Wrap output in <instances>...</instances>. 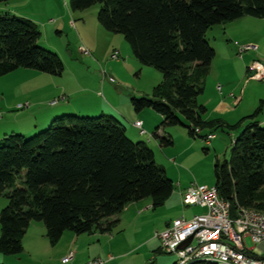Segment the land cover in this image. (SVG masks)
Listing matches in <instances>:
<instances>
[{
	"label": "trees",
	"instance_id": "1",
	"mask_svg": "<svg viewBox=\"0 0 264 264\" xmlns=\"http://www.w3.org/2000/svg\"><path fill=\"white\" fill-rule=\"evenodd\" d=\"M9 0H0V4ZM70 11L99 5L97 22L130 46L133 58L161 75L150 97L132 96L135 112L161 115L154 137L160 147L173 146L160 129L180 126L189 137L203 139L216 129L238 131L230 159L214 164L215 188L232 213L238 208L264 212V125L262 104L236 124L204 121L197 99L216 56L206 33L244 17L264 19V0H68ZM39 25L9 12L0 14V77L19 68L61 75L57 54L38 45ZM86 115V116H85ZM58 116L32 137L0 139V255L19 256L31 223H42L55 246L65 232L110 233L111 219L131 203L149 199L161 207L172 195L173 181L156 164L144 142H133L112 115ZM200 130V134L194 132ZM205 151V150H204ZM159 250L156 251L158 253ZM175 264V263H174ZM192 264H208L195 262Z\"/></svg>",
	"mask_w": 264,
	"mask_h": 264
},
{
	"label": "rangeland",
	"instance_id": "2",
	"mask_svg": "<svg viewBox=\"0 0 264 264\" xmlns=\"http://www.w3.org/2000/svg\"><path fill=\"white\" fill-rule=\"evenodd\" d=\"M67 3L68 0H9L0 5L5 7L8 4L12 10V12L0 10V14L9 12L37 23L41 31L38 45L57 54L63 64V71L59 76L19 68L0 77V139L9 134L32 137L46 130L55 117L75 114L69 107L87 112L92 109L99 111L105 107V103L109 104L108 102L111 101L116 106L121 105L118 103L116 88L120 91L119 88L123 87L126 91L133 92L132 96L138 97H147L152 93L154 74L160 75V73L151 67L140 65L133 58L130 46L121 35L107 32L99 25L97 22L99 5L72 12ZM244 20L251 23L234 21L229 25L231 26L229 32L240 40L253 35V18L247 17ZM72 22L74 25H71ZM262 26L257 30L264 36V23ZM206 39L215 50L216 57L211 63L212 73L205 80V93L198 97L197 102L210 106L212 98L216 97V87L220 86L223 93L229 95L227 100L234 110L246 115L252 114L260 106V99L264 101L262 98L264 80L250 81L249 72H246L240 62L244 60V55H250V64L253 61L264 63V54H262L264 47H260L258 53H255L256 56L252 52H246L240 58L234 48L236 44L239 46L255 44L239 43L237 40L226 42L222 25L209 29ZM117 40L126 52H130L135 67L127 62L120 46L112 48V44ZM222 44L230 46L228 48L232 50L237 62H227L228 56L225 57L226 52ZM81 45L91 52L92 57L83 56L79 52L78 48ZM112 50L121 52L122 58L126 61L124 66V61L115 64L109 59ZM215 69L216 73H214ZM103 73L107 76V80L103 79ZM215 79L220 82H214ZM104 83L113 88L112 95H107L105 92L103 94L101 85ZM94 93H98L99 98ZM241 96L242 102L237 107V104L234 106L235 98L240 99ZM262 109L263 113L259 120L261 125H264V102ZM77 113L81 116L80 112ZM101 114L97 112L90 117H99ZM146 121L152 126L150 117H147ZM161 121L152 126V131ZM152 131L148 134H152ZM168 131L174 141L173 146L170 147L161 148L158 139L154 141L152 138L149 142L146 141L147 136L142 138L153 151L156 164L165 169L167 177L174 183L173 194L161 207L153 209L149 204L150 200L144 199L148 201L134 208L135 212H130L134 214H125L110 233L79 235L80 249L75 240L66 237L64 240H59L55 246L50 245L44 231L40 229L42 223H32L24 237L25 240L23 239V253L19 256L0 255V264H12V262H15L13 264H62V259L69 252L75 253L74 260L69 264H86L96 259H100L102 264H174L176 257L163 253L154 235L156 232H162L174 219L187 218L191 213L184 207L182 195H179L180 191L191 183L214 186V164L216 161L223 163L224 160L230 159L232 140L242 128L234 132L235 135L230 131L216 129L213 131L216 140L213 141L212 147L206 146L200 138L189 137L187 130L180 126L172 127ZM175 157L179 159L175 163H178L180 169L171 165L173 164L171 159ZM262 193L264 196V192ZM145 203H148L146 208L143 206ZM6 205V198L1 196L0 211ZM67 234L76 236L71 232ZM246 244L248 248L257 249L249 239L246 240ZM20 260L23 263H19Z\"/></svg>",
	"mask_w": 264,
	"mask_h": 264
},
{
	"label": "built area",
	"instance_id": "3",
	"mask_svg": "<svg viewBox=\"0 0 264 264\" xmlns=\"http://www.w3.org/2000/svg\"><path fill=\"white\" fill-rule=\"evenodd\" d=\"M71 25H74L73 22ZM86 57L91 52L83 45L78 48ZM256 45L238 46L237 52L241 57L246 52H256ZM110 60H120V52L113 50ZM249 79L264 80V63L253 61L249 67ZM103 73V79H106ZM219 90V88H218ZM134 127L140 135L147 133L142 123L136 121ZM200 134L197 128L194 130ZM151 136L147 135L149 140ZM212 133L203 137L207 145L214 139ZM183 204L197 205L205 209V213L195 215L190 219L183 217L174 219L162 232H156L154 237L159 241L160 250L176 257L175 264H192L204 262L208 264H264V212L253 208H238L231 212L229 204L220 199L215 186L207 187L196 183L191 184L182 193ZM256 247L248 248L246 240ZM189 241L188 245H182ZM74 252H69L62 264L71 262ZM86 264H102L100 259L89 261Z\"/></svg>",
	"mask_w": 264,
	"mask_h": 264
},
{
	"label": "crops",
	"instance_id": "4",
	"mask_svg": "<svg viewBox=\"0 0 264 264\" xmlns=\"http://www.w3.org/2000/svg\"><path fill=\"white\" fill-rule=\"evenodd\" d=\"M1 5V4H0ZM6 5V4H5ZM0 10H2V11H9V12H12V10H11V8L10 7H8V4H7V6H5V7H2V6H0ZM13 11H17V10H13ZM19 12V11H18ZM247 17H244V18H241V19H239V20H236L235 22L237 23H239L240 21H247L246 23H251V22H249L248 20H244V19H246ZM254 21H257V22H254ZM50 22H52V20L50 21ZM231 23H234V21L233 22H229V23H226V24H223L222 26H223V30H224V36H225V39H226V42H230L231 40H237L239 43H253V44H255V45H257V47H258V50L256 51V52H252L253 53V55H255L256 56V54L258 53V51H259V49H260V47H264L263 45H264V36L263 35H261L259 32H258V30H257V28L259 27H263L262 25H263V23H264V19H255V18H253V35H250V36H248V37H246V38H244L243 40H240L239 38L237 39V37H235V36H233L232 35V33L231 32H229V30H230V28L229 27H231V26H229V25H232ZM113 46H112V48L114 47V46H120L121 47V49H122V52L123 53H125L124 54V56H125V58H126V60H127V62L128 63H130V66H132V67H135V64H134V60H132L131 59V56H130V52L128 53V52H126V50L124 49V47L122 46V45H120V42H119V40H117V41H115L113 44H112ZM223 45V47H224V50H225V52H226V54H225V57L226 56H228V58H227V62L228 63H231V62H237L236 61V59L233 57V54H232V50L231 49H229L228 47H230L229 45H227V44H222ZM238 44H236L235 46H234V48H235V51H237V47L239 46H237ZM111 48V47H110ZM114 48H116V47H114ZM113 48V49H114ZM113 51V50H112ZM120 52V51H119ZM256 53V54H255ZM109 54H111V53H109ZM262 54H264V53H262ZM238 55V54H237ZM239 56V55H238ZM243 56V55H242ZM242 56L240 57V58H242ZM254 56V57H255ZM92 57V56H91ZM216 57V56H215ZM254 57H253V59H254ZM120 60H118V61H114V63L115 64H120L121 63V61H124L125 59H123L122 58V54H121V52H120ZM109 59H110V55H109ZM250 62H251V56L250 55H244V60L242 61V63L240 62V64H243V66L245 67V70H246V72H248V67H249V65H250ZM126 64V61H124V63H123V66ZM212 64H211V66H210V70H209V74H208V76H207V78L206 79H208V77L210 76V74L212 73ZM139 72H141V69H139ZM214 73H216V69H215V72ZM107 77V76H106ZM205 79V80H206ZM105 80H107V78L105 79ZM154 83H153V86H152V89L156 86V85H158L160 82H161V75H159V74H154ZM250 81H255V80H252V79H249ZM217 81H219L218 79H215L214 80V82H217ZM103 82V81H102ZM220 82V81H219ZM101 87H102V89H103V94H104V92L107 94V95H112V93H113V91H112V89L113 88H111V87H109L108 85H106L105 83L104 84H102L101 85ZM218 88H219V90H218ZM117 89V91H116V93H117V98H118V103L119 104H121V105H118V106H116V105H114V103L111 101V102H108L109 104H107V103H105V107L104 108H102L101 110H99L98 111V109H92V110H90V111H87V112H85V111H79V109H78V111H77V109H74V108H72V107H69V108H71L70 110H71V112H73V113H76V114H78L77 112H80V114H87V115H92V114H96L97 112H101V113H104V114H108V115H112V116H114L121 124H122V126L124 127V129H125V132H126V134H127V136L129 137V139H131L132 141H134V140H136L137 142H144L143 140H142V138L143 137H145V136H147V135H150L151 137L149 138V140H148V138H146V141H151V139L153 138L154 139V141H157V138L156 137H154V132H155V129L152 131V126H154V125H156V124H158L161 120H162V117H161V115H159V114H157V113H155L154 111H152V110H150V109H143V110H141L140 112H135L134 110H133V108H132V106H131V102H130V99H131V97H132V94H133V92H128V91H126L125 90V88H123V87H120L119 89H120V91L118 90V88H116ZM205 90H206V87H205ZM123 91V92H122ZM125 91V92H124ZM216 91H217V93H216V97L215 98H212L213 99V101H212V103H210V106L209 105H205L204 103H202V104H200L199 102H198V104H200V105H202V106H204L205 108H206V113L203 115V117H202V119L204 120V121H211V120H215V119H220V120H222L223 122H225L226 124H230V125H233V124H236L239 120H241L242 118H244V117H246V116H248V115H246V113H243V112H239V111H237V110H234V108L233 107H231V105H230V102H229V100H227L228 98H229V95H226V94H224L223 93V90H221L220 89V86H217L216 87ZM204 93H205V91H204ZM203 93V94H204ZM134 94H136V93H134ZM140 94H142V93H140ZM152 94V93H151ZM94 95L97 97V98H99V95H98V93H94ZM139 96H141V95H139ZM142 96H144V95H142ZM151 96V95H150ZM150 96H147V97H150ZM136 97H138V96H136ZM262 98H264L263 96H262ZM261 101H260V103L261 102H264L263 101V99H260ZM199 101V100H198ZM240 102H242V96L240 97V99L239 98H235V103H234V106H235V104H237L236 105V107L240 104ZM256 104H257V102H256ZM255 104V105H256ZM84 110H87V109H84ZM147 117H150L151 118V120H152V126H150L148 123H147V121H146V118ZM136 121H140L141 123H142V128H143V130L147 133L146 135H140L139 134V130L136 128V127H134V123L136 122ZM158 122V123H157ZM170 128H172V127H170ZM170 128H165V129H160L158 132H156L157 133V135L158 136H166V135H170L171 136V134L169 133V129ZM153 132L152 134H148V132ZM138 132V133H137ZM234 132H236V131H233V132H231V133H233L232 135H235L234 134ZM209 133H212L214 136H215V134H214V132L212 131V132H207V131H202L201 132V134H209ZM140 136V138H139V136ZM172 137V136H171ZM232 137V136H231ZM173 139V138H172ZM216 140V137H214V139H212L211 141H210V144L209 145H207V144H205L206 146H209V147H212L213 146V141H215ZM145 143V142H144ZM173 143H174V141H173ZM172 160V163L173 164H171L174 168H179L180 169V167L175 163V162H177L179 159H178V157H175V158H173V159H171ZM192 184V183H191ZM190 184V185H191ZM173 185H174V183H173ZM189 187V186H188ZM187 187V188H188ZM187 188H184L183 190L185 191ZM180 191L179 192V195L181 196L182 195V193L184 192V191ZM173 192H174V190H173ZM173 194V193H172ZM144 201H148V200H141V201H139V202H136V203H131V204H129L125 209H124V211L121 213V215H120V218L117 216V217H114V218H111V219H118L119 220V222H120V220H122L123 219V216L125 215V214H127V215H131V214H134V213H130V212H135V210H134V208H137V207H139L138 205H140L142 202H144ZM149 204L151 205V202H149ZM184 205V207H186L187 208V210H190L191 211V213L190 214H188L189 216L187 217V218H185V217H183V218H185V219H190V218H192L193 216H195V215H201V214H204L205 213V209H203V208H201V207H199V206H197V205H185V204H183ZM145 208L148 206V203H145L144 205H143ZM142 206V207H143ZM191 206H194L193 208H190ZM131 208H132V210H131ZM147 210V209H146ZM184 214H185V212H184ZM31 225H32V223L29 225V228L31 227ZM168 225V224H167ZM166 225V226H167ZM28 228V229H29ZM40 229H42V232L44 231V233H45V228H44V226H43V224H42V226H40ZM68 232H65L63 235H62V237H61V239L62 240H64V238L66 237V239H69V240H75L78 244H79V237H78V235H76V236H71L70 234H67ZM67 235V236H66ZM60 239V240H61ZM81 239V238H80ZM24 240H25V238H24ZM24 245V244H23ZM80 244H79V249H80ZM78 249V250H79ZM24 250V249H23ZM30 253V252H29ZM75 258V257H74ZM74 260V259H73ZM72 260V261H73ZM71 261V262H72ZM1 262V261H0ZM13 263H15V262H12V264ZM19 263H23L22 262V260H20L19 261ZM70 263V262H69ZM69 263H67V264H69Z\"/></svg>",
	"mask_w": 264,
	"mask_h": 264
},
{
	"label": "water",
	"instance_id": "5",
	"mask_svg": "<svg viewBox=\"0 0 264 264\" xmlns=\"http://www.w3.org/2000/svg\"><path fill=\"white\" fill-rule=\"evenodd\" d=\"M190 240L186 241L183 245H182V248H184L186 245H188Z\"/></svg>",
	"mask_w": 264,
	"mask_h": 264
}]
</instances>
